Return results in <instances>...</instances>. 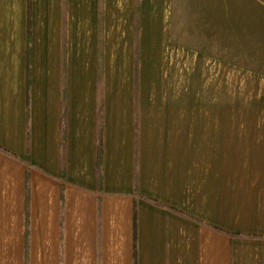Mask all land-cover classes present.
I'll return each mask as SVG.
<instances>
[{
    "label": "crops",
    "instance_id": "0c3cea01",
    "mask_svg": "<svg viewBox=\"0 0 264 264\" xmlns=\"http://www.w3.org/2000/svg\"><path fill=\"white\" fill-rule=\"evenodd\" d=\"M263 6L0 0V264H264Z\"/></svg>",
    "mask_w": 264,
    "mask_h": 264
},
{
    "label": "rangeland",
    "instance_id": "374dc122",
    "mask_svg": "<svg viewBox=\"0 0 264 264\" xmlns=\"http://www.w3.org/2000/svg\"><path fill=\"white\" fill-rule=\"evenodd\" d=\"M260 7H261V4H259V6H257V7H253L252 5H248L249 22L251 20H253L252 17H254L256 19L257 13L255 12V10L259 9ZM261 18L263 19L262 21H264V17L261 16ZM259 21H260V14H259ZM253 23H255V22H253ZM250 25H251V23H250ZM259 25H260V22H259ZM251 36H255V35H253V33H251V30H250L249 37L251 38ZM259 36H261V32H260ZM249 52L251 53V48H249ZM200 61L201 62H199V63H197L198 61H196V101H207V100H209V92H208L209 66H208V61H203V60H200ZM255 62L252 59V61L251 60L249 61V64H253V63L255 64Z\"/></svg>",
    "mask_w": 264,
    "mask_h": 264
},
{
    "label": "trees",
    "instance_id": "16d2710c",
    "mask_svg": "<svg viewBox=\"0 0 264 264\" xmlns=\"http://www.w3.org/2000/svg\"><path fill=\"white\" fill-rule=\"evenodd\" d=\"M100 165H101V149L99 147L98 153H97V163H96L98 173L100 171ZM61 175H62V172H61Z\"/></svg>",
    "mask_w": 264,
    "mask_h": 264
}]
</instances>
